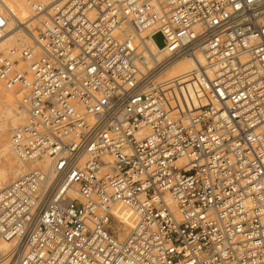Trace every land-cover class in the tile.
I'll list each match as a JSON object with an SVG mask.
<instances>
[{
	"label": "built area",
	"instance_id": "2783aa9c",
	"mask_svg": "<svg viewBox=\"0 0 264 264\" xmlns=\"http://www.w3.org/2000/svg\"><path fill=\"white\" fill-rule=\"evenodd\" d=\"M27 1L0 80L28 106L16 155L50 162L0 189V262L264 264V0Z\"/></svg>",
	"mask_w": 264,
	"mask_h": 264
},
{
	"label": "bare ground",
	"instance_id": "6f19581e",
	"mask_svg": "<svg viewBox=\"0 0 264 264\" xmlns=\"http://www.w3.org/2000/svg\"><path fill=\"white\" fill-rule=\"evenodd\" d=\"M51 1L53 0H48L44 2L46 4H49L51 3ZM29 8L33 10L31 3L27 4L24 0H0V13L5 11V14L3 13L1 14H3L7 19L5 34L0 39V54H2V52H4L5 50L11 51L12 49H14L12 47L15 45L16 42L18 43V47L22 44V42H28V41L31 42V33L29 30L37 23L35 20L37 21L39 20V18L42 16V12H36V13L34 12V15H31L29 14L30 13ZM26 14L27 16L26 18H24ZM149 44H150V52H148L147 54V59L149 63L148 66L152 68L156 61H161L165 58L167 52L166 49L164 48V45L159 44L157 40L156 42H150ZM186 58H187L186 60L185 59L177 60L174 64L169 66L161 74L160 79L162 80L170 79L191 72L198 65L197 59L201 61L203 60V54L200 51H198L197 58L190 56ZM14 98H17V92L15 91L14 87L6 88V91H4L0 87V139L2 136L6 134L7 130L10 127L14 126L15 123L17 121L19 122V120L21 119V113L16 108V102ZM20 105L26 115L28 106L26 104L25 105L22 104V100H20ZM10 139L12 140V136ZM10 139L9 141H11ZM0 147L5 152L7 157L10 159V151H11L10 145L8 143H4V144L1 143ZM11 147H12L11 149L14 152L13 154L16 155L12 145V141H11ZM18 160L20 162L18 166V171L15 176H12L13 178L19 177L20 175L27 172L28 169L30 170V168L33 169V166L35 165H32L31 164L32 162L38 165L39 166L38 168H43V169L47 168L50 162V158L47 155H43L35 160H23L18 157ZM4 186H3L2 178L0 176V189L3 188ZM115 214L119 218V220H121L125 224L126 228L130 230V227H132L134 223V216L132 211L126 207H119L118 209L115 210ZM9 245L10 242L8 240H3L0 242L1 249H5ZM0 264H7V260L1 261Z\"/></svg>",
	"mask_w": 264,
	"mask_h": 264
},
{
	"label": "rangeland",
	"instance_id": "374dc122",
	"mask_svg": "<svg viewBox=\"0 0 264 264\" xmlns=\"http://www.w3.org/2000/svg\"><path fill=\"white\" fill-rule=\"evenodd\" d=\"M27 4L29 3L30 4V2H28L27 0H24ZM44 1H48V0H44ZM30 9V13L29 14H31V15H34V11L33 10H31V8H29ZM1 13H3V14H5V11L4 12H1ZM26 16H27V14L24 16V18H26ZM36 22H37V20H35ZM36 22H34V23H36ZM28 43H30L29 41H28ZM15 46V47H14ZM12 48H16V47H18V43L16 42L15 43V45H14ZM6 52H9V51H7V50H5L4 52H2V53H6ZM181 59H187L186 57H182V58H180L179 60H181ZM154 66V65H153ZM1 81V80H0ZM0 87L4 90V91H6V88L7 87H5L4 86V84H3V82L1 81V83H0ZM14 87V89H15V91L17 92V98H14L15 99V102H16V108H17V110L21 113V119L19 120V122L17 121L16 123H15V125L14 126H12V127H10L8 130H7V132H6V134L4 135V136H2L1 137V139H0V144L2 143V144H4V143H8L9 145H10V159H12V160H10L8 157H7V155L5 154V152L2 150V148L0 147V176H1V178H2V181H3V186L4 185H7L11 180H13L14 178L12 177V176H15L16 174H17V171H18V166H19V160H18V157L15 155V154H13L14 152H13V150L11 149L12 147H11V136H12V133H13V130L15 129V127L17 126H19V125H21V124H23L25 121H26V119H27V113H26V115H25V113H24V111H23V109H22V107H21V105H20V100H22V104H26L25 102H24V100H23V97L21 96V90H20V88L19 87H17V86H13ZM6 94H7V92H6ZM9 95V94H8ZM11 97V96H10ZM25 107V106H24ZM9 137V138H8ZM8 139V140H7ZM9 139L11 140V141H9ZM7 140V141H6ZM8 160V161H7ZM11 163V164H10ZM29 163H31V162H29ZM4 164V165H3ZM32 165H35V166H33V168H38L39 166L38 165H36V164H34L33 162L31 163ZM31 169V168H30ZM29 170V169H28ZM5 172V173H4ZM9 174V175H8ZM8 175V176H7ZM10 176V177H9ZM9 178H10V180H9ZM9 180V181H8ZM5 181V182H4ZM120 222L121 223H119L120 224V228H121V230H122V233L120 234V238L122 239V238H124L126 235H127V233H128V231H129V229H127L126 228V226H125V224L120 220Z\"/></svg>",
	"mask_w": 264,
	"mask_h": 264
},
{
	"label": "water",
	"instance_id": "95a60500",
	"mask_svg": "<svg viewBox=\"0 0 264 264\" xmlns=\"http://www.w3.org/2000/svg\"><path fill=\"white\" fill-rule=\"evenodd\" d=\"M156 37H157L158 43L161 44V45H164V42H163V39H162V35L159 33Z\"/></svg>",
	"mask_w": 264,
	"mask_h": 264
}]
</instances>
